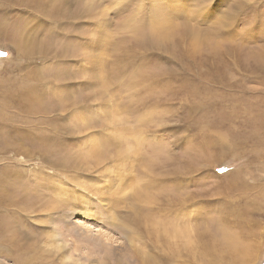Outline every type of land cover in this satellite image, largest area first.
<instances>
[{"label": "rangeland", "instance_id": "obj_1", "mask_svg": "<svg viewBox=\"0 0 264 264\" xmlns=\"http://www.w3.org/2000/svg\"><path fill=\"white\" fill-rule=\"evenodd\" d=\"M53 1L0 0V264H264V0Z\"/></svg>", "mask_w": 264, "mask_h": 264}, {"label": "snow or ice", "instance_id": "obj_2", "mask_svg": "<svg viewBox=\"0 0 264 264\" xmlns=\"http://www.w3.org/2000/svg\"><path fill=\"white\" fill-rule=\"evenodd\" d=\"M190 2H191V0H190ZM214 4H215V0H212V4L204 3V4H201V5L196 6V8H197V10H199V11H204V10H208V9H210L211 7H213ZM233 25H234V23H232V24L230 25V27H233ZM224 34H225V35H229V34H231V33L226 32V33H224ZM75 63H79V61H75ZM69 87H71V85H69ZM94 135H100V133L97 132V133H94ZM85 138H87V137H85ZM214 171H215V170H214ZM219 171H223V169H219ZM196 179L199 180L200 177L197 176ZM187 181H188V180L180 179L178 182H179V183H186ZM166 182H167V181H166ZM172 182H176V181H172Z\"/></svg>", "mask_w": 264, "mask_h": 264}, {"label": "bare ground", "instance_id": "obj_3", "mask_svg": "<svg viewBox=\"0 0 264 264\" xmlns=\"http://www.w3.org/2000/svg\"><path fill=\"white\" fill-rule=\"evenodd\" d=\"M49 0H45V2H48ZM51 1V0H50ZM53 1V0H52ZM42 2H44V1H42ZM54 2V1H53ZM52 2V3H53ZM58 2H59V6H61V8H63L64 6L62 5L63 4V2H65V0H58ZM55 4V3H54ZM53 4V5H54ZM56 5V4H55ZM44 6V5H43ZM63 10V9H62ZM65 10V9H64ZM56 11V10H55ZM87 12V11H86ZM63 13V12H62ZM69 13V12H68ZM61 15V14H60ZM20 37H23V35H21ZM21 41H23V40H21ZM6 178V177H5ZM224 237H225V235H224ZM226 238V237H225ZM228 238V237H227ZM229 239V238H228ZM227 240V239H226ZM235 241H236V239H234ZM233 241V240H232ZM231 242V241H230ZM225 246V245H224ZM235 249V248H234ZM235 250H238V248L237 249H235ZM241 253V252H240ZM241 256V255H240ZM234 257V256H233ZM239 259H240V257H239Z\"/></svg>", "mask_w": 264, "mask_h": 264}]
</instances>
